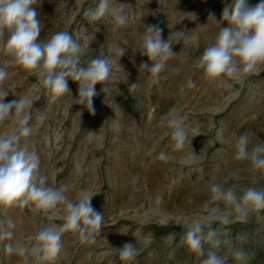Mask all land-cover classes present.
I'll list each match as a JSON object with an SVG mask.
<instances>
[{"label":"rangeland","instance_id":"374dc122","mask_svg":"<svg viewBox=\"0 0 264 264\" xmlns=\"http://www.w3.org/2000/svg\"><path fill=\"white\" fill-rule=\"evenodd\" d=\"M259 2L248 0L249 6ZM98 3L37 0L34 5L40 41L67 31L82 49L88 48L82 63L89 56L108 54L112 73L109 82L95 86L94 114L75 104L79 82L68 77V93L49 92L34 72L11 64L5 48L7 32L0 37V66L7 64L9 73L0 82V89L9 92L4 102L28 101L23 117L0 122V136L15 134L19 120L28 118L31 134L21 137V147L39 155V174L47 177L46 184L68 185L66 195L73 200L81 190L94 195L92 206L104 215L95 243L82 242L78 232L65 231L60 253L43 264H200L206 257L190 252L183 243L191 221L217 205L221 217L229 210L223 201L210 202L211 186L235 185L237 195L249 187L264 190V169L256 170L251 161L234 158L239 135H249V150L257 140L264 142V62L236 79L225 77L230 87L209 82L195 67L203 50L215 43L220 28L228 26L210 14L222 20L223 9L232 0H116L131 5L125 9L124 26L116 25L111 17L90 20L87 13ZM154 24L163 29L165 40L174 31L184 35L171 40L177 55L152 85L139 70L142 62H151L137 45L146 26ZM116 46L123 47L125 55L119 58ZM189 79L195 88L186 87ZM132 83L139 86L129 89ZM181 85H185L183 92ZM105 86L111 88L110 95L102 91ZM173 107L187 117L189 126L191 145L186 142L180 150L173 148L166 134L170 129L161 123ZM221 126L224 132L219 138ZM160 152L171 158L159 160ZM64 215L63 203L38 213L31 205H0V220L10 219L15 225L9 229L12 239L0 241V264H26L18 252L7 254L5 245L30 248L39 228L62 225ZM213 227L220 229L225 241L217 251L226 264H264V209L249 210L245 221L236 220L235 213L227 224L218 218ZM125 243L136 246L132 259L119 256L117 249ZM204 247L207 250L209 245ZM234 248L242 249L247 259H235ZM27 264L41 262L30 257Z\"/></svg>","mask_w":264,"mask_h":264},{"label":"clouds","instance_id":"9594fccd","mask_svg":"<svg viewBox=\"0 0 264 264\" xmlns=\"http://www.w3.org/2000/svg\"><path fill=\"white\" fill-rule=\"evenodd\" d=\"M36 3L37 0H0V37L7 32L5 48L12 57L11 64L34 72L40 84L57 96L68 93L66 78L71 77L79 82L75 104L94 114L93 98L98 94L95 86L109 82L112 73L108 54L89 56L82 63V54L85 56L88 48L82 49L79 40L67 31L56 32L49 39L40 41L41 27L34 7ZM127 7L131 5L117 4L116 0H99L98 6L89 11L87 16L90 20L111 17L116 25L124 26L128 20L125 11ZM210 18L217 23L227 21L228 26L220 28L215 43L203 50L195 67L202 70L204 79L209 82L220 87H230L225 77L236 79L242 73L253 72L260 62H264V0H260L255 6H249L248 0H232L223 9L222 20L217 21L214 13L210 14ZM162 34L163 29L158 24L148 25L137 45L140 54L147 56L151 62H142L139 70L146 74L145 78L152 85L159 82L160 73L166 68L167 62L177 55L172 49L171 40L184 35L183 31H174L165 40ZM114 52L119 58L125 55V49L120 46H116ZM82 64L86 67L81 66ZM6 68L7 64L0 66V82L9 76ZM138 86V83H132L129 89H136ZM186 87L195 88L196 84L189 79ZM184 88L185 85H181L180 91L183 92ZM102 91L111 94L108 86L103 87ZM8 95V91L0 89V122L23 117L28 105L24 98L5 103L4 98ZM186 120L187 117L175 107L161 118V123H166L170 129L166 134L170 136L176 150L183 149L186 142L191 145ZM223 132L224 128L221 126L217 129V136L222 138ZM30 134L28 118H22L15 134L0 136V205H31V210L37 213L53 209L60 203L65 205L63 224L57 226L53 223L39 228L32 237L34 243L30 248L14 247L11 243L5 245L7 254L18 252L24 257L26 264L30 257L43 264L58 256L62 247L61 237L65 231L78 232L82 242L95 243L104 226V215L93 208L91 201L94 195L81 190L73 200L66 195L68 185L53 187L46 184L47 177L39 174V155L21 147V137ZM235 149L236 160H249L254 169H264V142L257 140L249 150V135L243 133L239 135ZM193 154L196 155L194 152ZM157 158L167 161L171 157L160 152ZM211 193L210 202L223 201L229 210L221 217L217 205L210 208L207 215L194 218L183 237V243L190 252L206 257L200 264H226L217 251L225 241L220 229L213 227V222L221 218L227 224L233 213L236 220L245 221L249 210L264 209V190L249 187L237 195L235 185L225 188L217 183L211 186ZM14 227L12 220H0V241H10L13 232L9 229ZM205 244L209 245L207 250ZM117 250L122 260L132 259L137 252L132 243H125ZM232 254L237 260L247 259V254L242 249L234 248Z\"/></svg>","mask_w":264,"mask_h":264}]
</instances>
